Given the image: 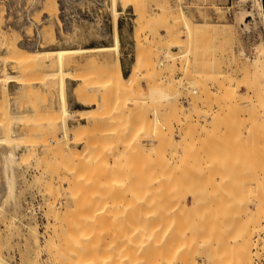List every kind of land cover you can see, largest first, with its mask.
I'll use <instances>...</instances> for the list:
<instances>
[{
	"label": "rangeland",
	"instance_id": "rangeland-1",
	"mask_svg": "<svg viewBox=\"0 0 264 264\" xmlns=\"http://www.w3.org/2000/svg\"><path fill=\"white\" fill-rule=\"evenodd\" d=\"M60 1L65 3L64 9L59 7L60 12L55 17L59 21L61 20V26L57 25L55 17L47 16V10L42 8L43 0H0V30L7 32L6 34L10 35V42H14L22 50H29L28 48L30 50L89 48L112 44L111 0H56L57 6ZM261 1L264 10V0ZM119 3L116 4L115 9L120 12L117 17L121 44L119 58L122 63L121 69L120 65H114L115 55L112 52L70 54L65 58V64L62 68L70 72L67 74L70 78L68 82L71 81L72 83V86L70 83L67 85V99L68 103L70 102V109L71 101L75 103V107L78 109L93 107L98 109L72 111L73 116L66 118L68 126L64 130L65 133L68 132L64 133L68 138L63 134V117L60 116L58 110L57 77L53 75L57 69L56 65L51 63L52 60L54 62V59H43L44 61L40 59L39 61L37 58L34 65L28 67L31 69L29 71L25 68L29 64L28 62V64L25 62V67H18L17 65H21L22 62L20 64L13 60L12 53H10L11 58L9 59V54H7L9 50L5 48V45L0 44V78L9 77L6 81H4L5 79L0 81V136L5 137V142L0 144V149L6 148L5 150H11L10 152L13 153L12 170L15 180L13 196L9 197L5 193L2 195L4 182L0 171V186L2 185L0 187V193L2 192L0 199L3 196V200H0V259L8 264H60L59 261L62 262L61 264H82L83 262L99 264L101 256L109 253L110 242L101 243L102 215L100 211L102 204L100 205L101 201L98 195L102 171L100 160L102 159L100 157L102 149L100 148L103 145V137H108V135H104L106 131L104 128L112 131L115 128V131H119L120 128L117 129L118 126L120 127L119 124L129 117L126 125L129 123L131 127L128 125L130 128L126 127L125 133L130 132L133 141L135 140L133 136H138L136 138L141 139L146 150H149L147 147L150 148L151 153V156L148 155L145 147H143L144 150L141 147L144 153L141 151L138 157L140 161L146 162H137L139 166L134 163L135 168L137 165L142 176L147 172L145 176H150L152 181L163 178L160 180L161 183L158 181L160 184L163 182L162 188L169 185L168 188L164 187L162 193L166 198L164 200H168L167 203L172 204L171 207L169 204L170 208L173 206L175 209L178 204L181 205L183 200L187 205L193 204L190 203V200L192 202L193 196L194 199L196 198L193 200L196 205L193 208L194 212L188 211V216L180 210L178 212V207L176 208L178 212H175L176 218L177 215L182 216V220L179 218L180 216L178 217L181 223L189 218L185 224L186 222L193 224L190 219L193 218L194 224L196 223L198 228L196 217L199 215L201 217L206 211L205 214L209 213L210 216H202L205 218V222L211 221V223L208 222L211 227L212 224H216L214 228L208 224H199L202 228L208 227V233L211 232L210 237L214 242L217 241V238L220 241L216 242L217 246L214 245L215 247H213L216 253L212 251L213 249L209 251V260L212 258L217 260L218 258L216 259L214 255L221 254L220 256H222L224 254L222 257L226 258V262L221 261L215 264H236L235 262L237 264H264V247L260 249V244L264 246V231H262L264 230V219L260 217V212L254 207L257 205L255 203L260 201L257 200L259 196L255 199L257 202L254 201L257 196L255 189L258 191L263 184L262 179L256 180V176L259 174L258 169L264 168V110L263 101H261L263 99H261L262 96L258 91L259 82L255 78L252 80V77L247 76L245 71H242L244 69L247 71L248 64H251L250 60L256 57L255 54L259 53V49L264 51L263 21L258 15L256 16L257 12L253 6V0H137V6L135 3V5L125 8ZM178 6L179 8H177ZM176 9H179L176 13L180 10L184 13V19L179 17L182 15L180 12L178 15L175 13ZM171 12L172 14H170ZM173 12L178 17H173ZM48 33L53 35V41L50 40L51 37L45 36ZM167 53L172 54L173 59L167 56ZM3 56L5 57L4 61ZM240 58H246L248 63L244 64ZM234 60L240 61L237 62L238 65ZM240 63L243 64L240 65ZM242 65L245 67L243 68ZM18 68L21 69L20 72L17 70ZM239 68L243 69L240 70ZM47 73L52 74L50 76ZM128 74L129 76H127ZM247 79L250 80L246 81ZM8 80H13V82L8 83ZM234 80L236 81L234 82ZM242 81L249 85H247L248 88L253 86L250 88V91L251 89L253 91H251L252 95L249 94V89H246V84ZM252 81L254 82L252 83ZM215 83L218 86L221 84L222 88L216 86ZM1 85L3 86L1 87ZM255 92L258 95L254 94ZM104 93H107L106 96ZM108 97L112 98L113 101L112 99L110 101ZM76 101L84 104V106ZM107 102L111 104H107ZM112 102L117 105V110L120 107L124 109V105L127 109H120V112L117 113L116 107L110 106ZM168 104H172V106L169 107ZM162 106L167 107L166 110L169 112L166 111L167 113H165ZM173 106L174 111L172 110ZM99 107L102 111L99 110ZM220 108L223 113L219 111L217 117L215 111L217 112ZM94 113L97 116L104 114L108 119L117 115L121 118V120L117 118L121 122L118 124L117 121L116 123L117 119L114 120L115 118L109 120L93 118L94 116L91 115ZM109 113L110 117H108ZM152 113L155 115L153 116ZM76 114L86 120L80 121L81 126ZM48 116L58 117L55 120V117L48 118ZM154 117L157 120H154L155 123L152 120L155 119ZM215 117L217 118L216 121ZM52 119L55 121L51 122ZM105 119L106 121H104ZM46 120L50 122L48 123ZM103 121L104 126L101 124ZM175 121H178L179 125L176 126ZM214 121L216 123L218 121V129H216L217 124H214ZM78 122L79 124H77ZM124 125L121 127L124 128ZM177 128H181L183 131V133L181 131V135H184L186 139L178 148V153L176 152L178 154L176 156L178 161L176 162L173 160L175 157L170 159L168 153L169 149L172 151L171 154L174 150L165 142L163 143L162 139L161 142L159 137L163 130L175 131ZM120 132H124L123 129ZM50 134L51 136H49ZM126 134L125 136L128 137L129 135ZM102 135L104 136L102 137ZM146 136H148V140ZM142 137L146 138V142ZM175 139L180 140V137L176 135ZM22 140L23 142H21ZM109 140V138H105L104 141L109 142ZM123 140L126 142L125 139ZM130 140L131 138L128 139L127 143L124 142L125 145L129 143V149L133 142ZM214 140L215 142H213ZM147 142L150 147L146 145ZM63 143L65 146L61 148ZM83 144H85V148H83ZM132 149L130 150L132 151ZM61 151L63 154L60 153ZM131 151L130 155L133 152ZM215 161L217 166H215ZM141 163L142 166H140ZM128 164L129 161L125 163V172H127ZM144 164H147L149 171H143L146 167ZM221 166L226 169L223 170ZM218 167H221L222 171ZM239 170L242 171L240 174ZM65 175L67 179L64 177ZM59 176L62 177V180ZM214 176H217L215 178L218 180L222 178L220 181L223 186L216 184L219 181ZM238 177H241L242 181ZM245 183H248L247 185L252 183L251 187H247ZM179 185L181 188L178 187ZM72 188L76 190L72 191L73 196L78 193L75 195L79 196V198L77 197L78 202L75 201L76 197L74 196V198L70 194ZM169 188L170 190L176 188L177 192L180 189V193H177L175 189L170 194ZM239 188L241 189L239 190ZM216 189L221 195L223 194V197L219 196L218 192H214ZM248 189L249 193L246 195ZM241 191L246 192L241 194ZM213 192L216 193V196ZM238 193L239 195H237ZM261 193L262 191H259V195ZM211 195L212 197H210ZM251 196L253 197L250 198ZM181 197L182 199H180ZM218 197L221 199L219 200ZM261 198L264 200V196ZM212 199L215 203L211 202ZM215 199L216 201H214ZM262 199L260 202L264 206ZM231 203L237 205L234 204V206ZM169 207L167 206V208ZM215 207L220 208L217 210ZM225 209L228 211L226 212ZM212 212L214 213L212 214ZM244 212L246 213L244 214ZM184 216H186L185 219H183ZM261 216H264L262 212ZM221 218H224L227 224L224 221L221 223ZM211 219L215 224L212 223ZM176 220L175 223L177 224ZM180 222L179 224H181ZM107 223H110V220ZM228 224L231 225H229L230 228L233 227L235 230L229 228L231 232L228 231L229 233L226 232V234L234 236L235 233L237 236L239 233H243L242 235L247 237H245V241L250 236L248 241L252 245L246 244L243 253L239 246L233 247V244L230 243L232 236H227L221 232L222 235L226 236L220 235L222 237H218L216 231L219 229L220 232L223 228V231L228 230ZM195 225L194 227H196ZM215 228L217 230L213 232ZM88 231L91 234L88 238L90 243L84 241L82 243L80 236L84 232L88 233ZM205 231L207 232V230ZM65 238H68L69 241ZM222 238H228L225 239L228 240V245L225 240L223 242L226 246L222 244ZM75 242L79 245H76L77 250L73 246ZM65 244L71 245L66 248L64 247ZM57 246L63 247L60 249L62 250L61 253H59ZM220 246L227 247L226 251L223 252L224 249L221 250ZM199 249L195 253H200ZM238 250L239 256L241 252L242 258L244 257L243 259L239 258L240 263L239 256H236ZM211 251L215 254L212 255ZM197 253L194 256H197L196 262L203 264L200 255ZM54 254L55 256H53ZM232 254H235L237 259H235L236 257L231 259L233 258ZM53 257L54 259H52ZM54 260L55 262H53Z\"/></svg>",
	"mask_w": 264,
	"mask_h": 264
},
{
	"label": "bare ground",
	"instance_id": "bare-ground-1",
	"mask_svg": "<svg viewBox=\"0 0 264 264\" xmlns=\"http://www.w3.org/2000/svg\"><path fill=\"white\" fill-rule=\"evenodd\" d=\"M58 2V1H57ZM57 2H56V0H43V2H42V8H44L45 10H47V16H50V18H51V16L52 17H55V16H57V14L60 12V9H59V3H58V6H57ZM121 3V5H122V7H127V6H133V5H135V3H136V6H137V0H111V6H112V9H111V11H112V17H111V21H110V23H111V39H112V44L110 45V46H97V47H89V48H51V49H41V50H30V48H28L29 50H22V49H20L14 42H10V40H9V37H10V35L8 34H6L5 32H3V31H1L0 30V44H2V45H5L6 47L5 48H7L9 51V53H7V54H9L8 56H6V54H4V56H6V57H8L9 59L11 58V55H10V53H12V59L13 60H15L17 63L19 62H22V64H23V66H22V64L21 65H17L18 67H25V65L24 64H26L27 62L29 63H27L28 65H26L27 67H25V68H27V69H29L28 67H31V65H34V61L38 58L39 59V61H40V59H50V58H53L54 59V62H53V60H52V62L51 63H54L56 66V71L54 72V76H56L57 78H56V80H57V94H58V102H59V105H58V110H59V113H60V116L62 115V117H63V123H62V128H63V131L67 128V123H66V118H69V117H72L73 115H72V110L70 109V107H69V104H68V101H67V81L70 79L69 78V76H67V74H68V72L69 71H65V70H63V65L65 64L64 62H65V58H66V56L67 55H70V54H79V53H92V52H112L114 55H115V58H114V65H119L118 63H119V49H120V42H119V35H118V15H119V11H117L116 9H115V6H116V4L117 3ZM119 3V4H120ZM253 6L256 8V12H257V14H256V16L258 15L259 16V18H260V20H262L263 21V26H262V28H263V30H264V10H263V6H262V1L261 0H253ZM175 7V6H174ZM135 8V7H134ZM177 8H179V6L177 7ZM58 9H59V11H58ZM136 9V8H135ZM168 9V8H167ZM172 9V8H171ZM170 10V9H169ZM177 10H179V9H176L175 10V13H176V11ZM174 11V10H173ZM182 14L181 16L179 15V17H183L182 19H184V13L180 10V11H178L176 14L178 15V14H180V13ZM167 13V12H166ZM174 13V12H173ZM175 13L173 14V17H178L177 15H175ZM170 14H172V12L170 13ZM175 15V16H174ZM172 16V15H171ZM137 17V16H136ZM54 19H56L55 21H56V23H57V25H62V22H60L59 21V19L58 18H54ZM258 19V18H257ZM259 20V19H258ZM75 31V30H74ZM74 33V32H73ZM76 33V32H75ZM84 34V33H83ZM45 36H47V38L48 37H51L50 38V40H52L53 39V35L52 34H50V33H48L47 35H45ZM75 36V35H74ZM12 39V38H11ZM49 40V39H48ZM54 40V39H53ZM52 40V41H53ZM13 41H15V40H13ZM2 42V43H1ZM260 47V46H259ZM261 48V47H260ZM126 49V48H125ZM255 50H258V49H256L255 48ZM185 52V51H184ZM259 53L256 55L255 54V58H253L252 60H250V63L251 64H248V66H249V68L247 69V71H246V69H244V70H242V71H245V74L247 75V76H250V77H252V80H257L258 82H259V87H258V91H259V93L261 94V96H262V98L261 99H263V100H261V101H263V105H262V107H263V110H264V51L262 50V49H259V51H258ZM183 54V53H182ZM167 56H170V57H172V59H173V56H171L169 53H167L166 54ZM3 56V61L5 60V57ZM243 56V55H242ZM2 57V56H1ZM69 57V56H68ZM170 57H168V58H170ZM239 57V56H238ZM15 58V59H14ZM118 58V59H117ZM41 60V61H42ZM51 60V59H50ZM232 60V59H231ZM240 60H242L243 62H244V64H247L248 63V61L246 60V58H240ZM39 61H38V64H39ZM44 61V60H43ZM236 63L239 61V60H234ZM241 61V62H242ZM247 61V62H246ZM24 62V63H23ZM26 62V63H25ZM33 62V63H32ZM171 62V61H170ZM240 62V61H239ZM246 62V63H245ZM31 63V64H30ZM73 63V62H72ZM95 63V62H94ZM233 63V62H232ZM236 63H234L235 65H236ZM67 64V63H66ZM241 64H243V63H240V65ZM172 65H173V63H172ZM234 65V66H235ZM237 65H238V63H237ZM236 65V66H237ZM67 66V65H66ZM243 66V68L245 67L244 65H242ZM241 66V67H242ZM36 67V66H35ZM38 67H40V66H38ZM50 67V66H49ZM117 67V66H116ZM243 68H239L240 70L241 69H243ZM6 69V68H5ZM23 69V68H22ZM26 69V70H27ZM17 70H19V72L21 71V69H17ZM31 69H29V71H30ZM38 70V69H37ZM54 70V69H53ZM239 70V71H240ZM3 71V70H2ZM23 71V70H22ZM34 71V70H33ZM32 71V72H33ZM131 72V71H130ZM36 74L38 73V72H35ZM70 73V72H69ZM240 73V72H239ZM48 74V73H47ZM52 74V73H51ZM51 74H48V75H50L51 76ZM130 74V73H129ZM129 74L127 75V76H129ZM245 74L243 75V77H242V80L244 79V76H245ZM253 75V76H252ZM40 76V75H39ZM38 76V77H39ZM45 76V74L43 75V77ZM72 76V75H71ZM255 76V77H254ZM12 77V76H11ZM16 77V76H15ZM53 77V76H52ZM126 77V76H125ZM249 77V78H250ZM9 77H4V79H1L0 78V81L1 80H4V81H6V79H8ZM127 78V77H126ZM255 78V79H254ZM38 79V78H37ZM36 79V80H37ZM245 79H246V77H245ZM16 80V79H15ZM55 80V79H54ZM248 80H250V79H247L246 81H248ZM9 81H11V80H8V82ZM13 81V80H12ZM236 80H234V82H235ZM237 82H238V80H237ZM254 81H252V83H253ZM257 82V83H258ZM4 83V82H3ZM217 83H218V81H217ZM242 83H244V84H246V82L244 81H242ZM251 83V82H250ZM215 85L216 86H218L216 83H215ZM247 85L248 84H246V89H249V91H250V88H252L253 86H251L250 88H248L247 87ZM3 85H1V87H2ZM249 86V85H248ZM255 86V85H254ZM130 87V86H129ZM218 87H220V88H222L221 87V84L218 86ZM19 88V87H18ZM51 88V87H50ZM131 88V87H130ZM219 88V89H220ZM100 89V88H99ZM103 89H105V88H103ZM129 89V88H128ZM256 89V88H255ZM254 89V90H255ZM107 90H109V89H107ZM106 90V91H107ZM112 90V89H111ZM218 90V89H217ZM216 90V91H217ZM54 91V90H53ZM110 91V90H109ZM109 91H107V92H109ZM114 91V90H113ZM220 91V90H219ZM248 91V90H247ZM251 91H252V89H251ZM251 91H250V93L249 94H251ZM255 91H257V89L255 90ZM104 92H105V90H104ZM253 92V91H252ZM110 93H112V92H110ZM115 94H116V91L114 92ZM114 93H112V94H114ZM232 93H233V91H232ZM105 94H107V93H104V95ZM236 94V93H235ZM254 94H256V92L254 93ZM101 95V94H100ZM103 95V96H104ZM220 95V94H219ZM252 95V94H251ZM256 95H258V94H256ZM41 97H42V95H40ZM106 96V95H105ZM104 96V97H105ZM111 96V95H110ZM115 96V95H114ZM114 96H112V97H114ZM125 96V95H124ZM102 97V96H101ZM116 97V96H115ZM132 97V96H131ZM130 97V98H131ZM254 97V96H253ZM109 98V97H108ZM124 98H127V97H124ZM133 98V97H132ZM216 98H217V96H216ZM219 98V97H218ZM255 98H256V96H255ZM103 99H105V98H103ZM110 99V98H109ZM109 99H107L108 101H109ZM112 99V98H111ZM111 99H110V101H111ZM106 100V101H107ZM112 101H113V99H112ZM169 101V100H168ZM89 102H91V101H89ZM114 103H115V100H114ZM124 103V102H123ZM168 103V102H167ZM166 103V104H167ZM262 103V102H261ZM107 104H111V103H108L107 102ZM217 104V103H216ZM84 105V104H83ZM114 104H113V102H112V105H110L111 107L113 106ZM169 105V107H171L172 106V104H168ZM171 105V106H170ZM218 106V105H217ZM220 106V105H219ZM19 107V106H18ZM113 107H116V110H117V105H114ZM112 107V108H113ZM124 107V109H121L122 107H120V109L121 110H126L127 109V107H125V105L123 106ZM159 107H161V106H159ZM179 108H180V106H179ZM219 108V107H218ZM225 108V107H224ZM98 110L97 109V107L96 108H87V109H85V111H90V110ZM107 109V108H106ZM120 109H118L117 110V113H119L120 112ZM167 109V107H165V106H162V110L163 111H165V113H167V112H169L168 110H166ZM174 106H173V111H174ZM216 109V108H215ZM227 109V108H226ZM99 110H100V107H99ZM181 110H182V108H181ZM228 110V109H227ZM100 111H102V110H100ZM104 111V110H103ZM167 111V112H166ZM176 111V110H175ZM219 111H221L222 112V110H221V108L220 109H218L217 110V112L215 111V113H216V116H217V113L219 112ZM47 112V111H46ZM114 112H115V110H114ZM151 112H153V111H151ZM226 112V111H225ZM48 113V112H47ZM51 113V112H50ZM101 113V112H100ZM110 113H112V112H110ZM110 113H109V116L108 117H110ZM116 113V112H115ZM122 113H124V112H122ZM122 113H120V116H122ZM128 113V112H127ZM215 113H214V115H215ZM223 113V112H222ZM48 115H49V113H48ZM53 115H55V113H53ZM52 115V116H53ZM75 115V114H74ZM113 115H114V113H113ZM152 115H153V113H152ZM154 115H155V113H154ZM153 115V116H154ZM175 115H176V113H175ZM52 116H48V118L49 117H52ZM76 116L78 117V115L76 114ZM93 118H95V117H97V119H99V118H101V119H103V118H106L105 117V115L104 114H100V115H98L97 116V114H92L91 115ZM112 116V115H111ZM130 116V115H129ZM55 117V118H54ZM54 117H52V118H54L55 120H56V117H58V116H54ZM75 117V116H74ZM91 117V118H92ZM113 117V116H112ZM112 117H110L109 119H114V120H116L117 118H119V117H117V115H115L114 116V118H112ZM168 117V116H167ZM218 117V116H217ZM47 118V119H48ZM127 118H129V117H127ZM126 118V120H124L123 122L125 123V125L123 124V122H121L120 120H121V118H119L120 120H116V123H117V121H118V124H119V122H121L119 125H120V127L118 126L117 127V129H119V131L117 130V131H115V128H114V130L113 131H115V132H113L112 130H109V129H105L104 128V131L107 133H105L104 132V135H108V137H103L104 135H102V137H103V139L105 140V138H109L110 140H109V142L108 141H104L103 140V145H101L102 147L100 148V149H102L101 150V152H100V154H101V158L102 159H100L101 160V167H102V171H101V178H100V180H101V182H100V186H99V188H100V191H99V198H100V205L102 204V206H101V215H102V233H101V243H104V244H107L108 242H110L109 243V247H110V251H109V253H105L104 255H102L101 256V260H100V262H99V264H198L197 262H196V260H198V259H196L195 260V258H197V256L196 257H194L195 255H196V253H195V251H197V249L198 248H200L199 249V252L200 253H197V254H199L198 256L199 257H201L200 258V260H202V263L203 264H215V263H219V262H223V261H225L226 260V258L224 257H222V256H220L221 254H218L219 255V257H217V256H215L214 254L216 253V251H215V249L213 248V247H215L214 245H216L217 243L216 242H220L219 241V238H217V241L215 240V242L213 241V239L210 237V231H209V233H208V227L207 226H205V227H200L199 226V224H208V222L209 221H207V220H209L208 218H206L207 220V223L205 222V218H203V217H208V216H210V214L208 213V214H205V212L202 214V218L200 217V215L198 216V217H196V215H197V213H195L196 215H195V217H196V221H198V223H197V225H198V228H197V226L194 224V220H193V218H190L192 221H193V224L196 226V227H194V225L192 224V222H189V223H191V224H189L188 222H186V224H185V221H187L189 218H186V220H183L182 222L184 223V225H182L183 223H181L180 222V220H179V218L181 219V217L182 216H178L177 215V218H176V213H178L179 212V210L180 211H182V213L184 212V214H186V216H188V214H189V212L188 211H190V210H192V212H194L193 211V208H195L196 207V205L194 204V201L193 200H196V198L194 199V196H193V199H192V202H191V200H190V203H193V204H190V205H187V203L186 202H184L185 200H181L182 202H181V205L180 204H178V208L175 206V205H177V204H175L174 206L178 209H173V206H172V208H170L171 207V203H167V202H169L168 200H164V195H163V193H162V190H164V187L166 186H163V188H162V185H163V182H162V184H160L161 183V181L160 180H162L163 178H161L160 176H159V178H161V179H154L153 181L149 178V177H146L145 175H147V172H145L146 174H144V176H142V173H140V170H139V168L137 167V162H142V161H140L139 160V154L141 153V151H142V153H144V148L143 147H145V145L144 144H142L143 143V141L140 139V140H138V138H136V137H138V136H133V137H135L134 139V141L132 140V134H130V132H126V133H129V134H126L125 133V130H127V128L126 127H128V125L130 126L131 124H129L128 123V125H126L127 124V122H128V119ZM153 118V117H152ZM155 119H152L153 120V122H154V120L155 121H157L156 120V117H154ZM216 118V117H215ZM264 118V117H263ZM51 119V118H50ZM84 119V117L83 118H81V117H78V120H79V122L80 121H82ZM87 119V118H86ZM107 120H109L108 118H106ZM106 119L104 120V121H106ZM49 120V119H48ZM55 120H51V122L52 121H55ZM57 120H58V118H57ZM91 119L89 118V121H90ZM113 120V121H114ZM164 120H166V119H164ZM217 120V118L215 119V121ZM84 121H86L85 119H84ZM97 121H99V120H97ZM104 121H103V123H101L102 124V126H104L103 124H104ZM129 121H132V120H129ZM151 121V120H150ZM214 121V124L216 123ZM46 122H48L47 120H46ZM50 122V121H49ZM48 122V123H49ZM79 122L77 123V124H79ZM152 122V121H151ZM152 122V123H153ZM106 123V122H105ZM109 123V122H108ZM113 122L111 121V124H112ZM131 123V122H130ZM155 123V122H154ZM55 123L53 122V125H54ZM81 122H80V126H81ZM217 128L216 129H218V121H217ZM52 125V126H53ZM100 125V124H99ZM117 125V124H116ZM121 125L123 126L124 125V128H122L121 127ZM133 125V124H132ZM175 125L177 126V125H179V122L178 121H175ZM79 126V127H80ZM105 126H107V125H105ZM216 126V125H215ZM109 128H110V126H108ZM115 127V126H114ZM131 127V126H130ZM130 127H128V129L130 128ZM1 128V127H0ZM103 128V127H102ZM123 129V131L124 132H120V131H122V129ZM30 129V128H29ZM111 129V128H110ZM215 129V130H216ZM11 131H12V129H10ZM5 131V130H4ZM3 131V132H4ZM53 131V130H52ZM55 131V130H54ZM109 131V132H108ZM128 131H131V130H128ZM164 131V132H163ZM162 131V134L160 135V137H159V139H160V141H161V139L163 140V143L165 142V144L166 145H168L171 149H173L174 150V152H173V154H171L172 153V151L169 149V155H167V156H169L170 157V159H172L171 157H175L173 160H175L176 162L178 161V158L176 159V156L178 155L177 153H178V148L180 147V145L181 144H183V142H185V136L184 135H181V128H177V130H175V131H172L171 129L169 130V129H166V130H163ZM219 131V130H218ZM65 133V131L63 132V134ZM66 133H68V132H66ZM65 133V134H66ZM116 133H118V134H116ZM122 134V136H121V134ZM126 135H129L128 137H126L125 136V134ZM182 133H183V131H182ZM1 134V133H0ZM2 134H5V133H2ZM64 134V135H65ZM71 134V133H70ZM120 134V135H119ZM221 134V133H220ZM64 135H62V137L64 136ZM178 136V137H180V140H177V139H175V136ZM49 136H51V134L49 135ZM125 136V137H124ZM131 136V137H130ZM143 136H145V135H143ZM218 136H220L219 134H218ZM56 137V136H55ZM61 137V138H62ZM65 137H66V135H65ZM73 137H75V136H73ZM121 137V138H120ZM148 136H146V138H147ZM214 137V136H213ZM52 138V137H51ZM64 138V137H63ZM66 138H68V136L66 137ZM77 138V137H76ZM80 138V137H79ZM130 139L131 138V140L133 141L132 142V144H134V145H130L131 147H130V149H132V148H134V149H132V151L129 149V143L128 144H126L125 145V143H127V141H128V139ZM142 138H144V137H142ZM146 138H144L143 140H145V142H146ZM152 138V137H151ZM123 139H125L126 140V142L123 140ZM150 139V138H149ZM49 140H51V139H49ZM64 140V139H63ZM75 140V139H74ZM74 140H73V142H74ZM131 140H130V142H131ZM147 140H148V138H147ZM216 140V139H215ZM215 140L213 141V142H215ZM234 140H236V139H234ZM10 141V140H9ZM83 141V140H82ZM151 141V140H150ZM219 141V140H218ZM4 143L5 142V137H1L0 136V144L1 143ZM21 142H23V140L21 141ZM71 142V141H70ZM125 142V143H124ZM141 142V143H140ZM162 142V141H161ZM232 142H234L233 140H232ZM2 143V144H3ZM18 143H20V142H18ZM67 143V142H66ZM76 143H79V142H76ZM83 143H85V142H83ZM139 143V144H138ZM5 144H8V143H5ZM4 144V145H5ZM56 144V143H55ZM58 144V143H57ZM64 144V143H63ZM146 144V143H145ZM235 144H236V141H235ZM59 145V144H58ZM141 145H143V146H141ZM146 145H148V142H147V144ZM218 146L220 145V144H217ZM6 146V145H5ZM65 146V144L61 147V145H60V147L61 148H63ZM85 146V144H83V148H85L84 147ZM128 146V147H127ZM149 147H150V145H148ZM236 146V145H235ZM235 146H233V147H235ZM1 147H4V146H1ZM10 147V146H9ZM54 147V146H53ZM52 147V148H53ZM59 147V146H58ZM143 148V150H142V148ZM232 147V148H233ZM55 148V147H54ZM67 148V147H66ZM66 148H65V150H66ZM6 148H4V150L1 148L0 149V171L2 172V179H3V182H4V184H3V188H4V191H3V194L2 195H4V193L6 194V195H8L9 197H12L13 196V194H14V174H13V170H12V163H13V160H14V156H13V153L12 152H10L9 150L7 151V150H5ZM10 149V148H9ZM74 149V148H73ZM135 149H136V151H135ZM140 149V150H139ZM147 149H149V150H146V147H145V150L146 151H148V152H146L148 155H150L151 153H150V148H148L147 147ZM216 149V148H215ZM219 149V148H218ZM127 150V151H126ZM128 150H130L131 152H132V155H130L131 153H130V151H128ZM67 151V150H66ZM73 151V150H72ZM139 151V152H138ZM53 152V151H52ZM65 152V151H64ZM128 152V153H127ZM171 152V153H170ZM177 152V153H176ZM54 153V152H53ZM57 153H59V151H57ZM61 154H63V152L61 151L60 152ZM79 153H80V151H79ZM134 153V154H133ZM137 153V154H136ZM176 153V154H175ZM60 154V155H61ZM65 154V153H64ZM67 154V153H66ZM128 154V155H127ZM154 154V153H153ZM55 155V154H54ZM130 155V156H129ZM135 155V156H134ZM146 155V154H145ZM218 155H219V153H218ZM64 156V155H63ZM62 156V157H63ZM116 156V157H115ZM129 156V157H128ZM151 156V155H150ZM235 156V155H234ZM44 157V156H43ZM59 157V156H58ZM57 157V158H58ZM142 157H143V155H142ZM53 158H55V157H53ZM61 158V157H60ZM146 158H147V155H146ZM168 158V157H167ZM166 158V159H167ZM97 159H99V158H97ZM140 159H142V158H140ZM149 159V158H148ZM165 159V160H166ZM39 160V159H38ZM43 160V159H42ZM42 160H41V162H42ZM60 160V159H59ZM86 160L87 161H89L90 162V160H88V158H86ZM147 160V159H146ZM159 160V159H158ZM239 160V159H238ZM129 161V164H128V167H127V172H125V163H127ZM148 161V160H147ZM217 161V160H216ZM216 161H215V166H217L216 165ZM63 162V161H62ZM66 162V161H65ZM64 162V163H65ZM86 162V161H85ZM144 163L146 162V161H143ZM142 162V163H143ZM243 162V161H242ZM45 163V162H44ZM59 163V162H58ZM63 163V164H64ZM67 163H68V161H67ZM86 163H88V162H86ZM134 163H136L137 165H136V168H135V164ZM142 163L140 164V166H142ZM147 163H150V162H147ZM239 163V162H238ZM66 164V163H65ZM151 164V163H150ZM169 164V163H168ZM240 164V163H239ZM47 165V164H46ZM146 165V167L144 168V170L143 171H149L147 168H148V166H147V164H144V166ZM149 165V164H148ZM155 165V164H154ZM57 166H60V165H58L57 164ZM56 166V167H57ZM65 166V165H64ZM139 166V165H138ZM143 166V167H144ZM153 166V165H152ZM214 166V167H215ZM218 166H219V164H218ZM236 166V165H235ZM143 167H142V169H143ZM160 167V166H159ZM222 167V166H221ZM221 167L219 168L220 170H221ZM241 167H243V166H241ZM61 168V167H60ZM150 168V167H149ZM161 168V167H160ZM216 168V167H215ZM236 168V167H235ZM244 168V167H243ZM2 169V170H1ZM147 169V170H146ZM222 169L223 170H225L226 168H223L222 167ZM158 170V169H157ZM217 170V172H218V169H216ZM238 170V169H237ZM66 171V170H65ZM150 171H151V168H150ZM222 171V170H221ZM258 171H259V174H258V176H256L257 177V181L259 180V179H262L263 180V184H262V186H261V184H260V182H259V185L263 188H261V187H259V190L257 191L256 189H255V191L257 192H255V194H257V196L254 198V201H255V199L259 196V198L257 199V200H260L261 201V197H263L264 196V168L263 169H261V168H259L258 169ZM62 172H64V171H62ZM67 172V171H66ZM125 172V173H124ZM242 171H240L239 170V174L241 173ZM216 173V172H215ZM214 173V174H215ZM218 173H220V172H218ZM248 173H250V172H248ZM253 173H255V172H253ZM150 174V173H149ZM148 174V175H149ZM242 174H244V173H242ZM241 174V175H242ZM247 174V173H246ZM62 175V174H61ZM64 175V174H63ZM62 175V176H63ZM217 175V174H216ZM219 176V175H218ZM222 176V175H221ZM220 176V177H221ZM247 176H248V174H247ZM60 177V176H59ZM66 179H67V177H66V175L64 176ZM63 177V179L64 180H66L65 178ZM215 177H217V176H214V178ZM224 177V176H223ZM243 177V176H242ZM250 177H252V176H250ZM70 178V177H69ZM155 178V177H154ZM169 178V177H168ZM238 178H240L241 179V177H238ZM58 179V178H57ZM75 179V178H74ZM172 179V178H171ZM170 179V180H171ZM178 179V178H177ZM215 179H217L218 180V178H215ZM215 179H213L214 181H215ZM220 179H222V178H219V182H217L216 184H218V186L219 185H222L221 184V181H220ZM1 180V179H0ZM59 180V179H58ZM60 180H62V177H60ZM72 180V179H71ZM71 180H68V181H71ZM160 181V183H159V181ZM241 181H242V179H241ZM59 182V181H58ZM73 182V181H72ZM72 182H69V183H71L72 184ZM75 182H76V180H75ZM211 182H212V177H211ZM225 182V181H224ZM48 183V182H47ZM165 183V182H164ZM214 182H212V184H213ZM226 183V182H225ZM250 183V182H249ZM254 183V182H253ZM172 184V183H171ZM175 184V183H174ZM211 184V185H212ZM246 185L248 184V183H245ZM252 184V183H251ZM250 184V185H251ZM67 185H68V183H67ZM73 185H74V183H73ZM215 185V184H214ZM243 186H244V184H242ZM250 185H247V187H249ZM254 185H255V183H254ZM169 186V185H168ZM168 186H166V188H168ZM171 186H173V185H171ZM223 186V185H222ZM0 187H2V185L0 186ZM70 187H73V186H70ZM174 187H176V186H174ZM178 187H180V185L178 186ZM214 187H216V186H214ZM213 187V188H214ZM227 187H228V185H227ZM240 187H242V186H240ZM251 187V186H250ZM255 188H256V186H254ZM67 188H69V187H67ZM162 188V189H161ZM170 188H172L173 189V187H170ZM170 188H169V190H170ZM181 188V187H180ZM221 188V187H220ZM226 188V187H225ZM230 188V187H229ZM238 188V187H237ZM243 188H245V187H243ZM170 190L169 191V193L171 194V191L172 192H174V190L176 189H174V190ZM228 189V188H227ZM236 189V188H235ZM241 188H239V190H240ZM258 189V188H257ZM262 189V190H261ZM1 190V189H0ZM73 190H75V188L73 189L72 188V190L70 191V194L72 195V191ZM80 190V189H79ZM168 190V189H167ZM190 190V189H189ZM218 189H216V190H214V192H218L217 191ZM221 190V189H220ZM222 190H224V188H222ZM251 190V189H250ZM76 191V190H75ZM78 191V190H77ZM195 191V190H194ZM253 191V190H252ZM259 191H262V193H261V195H259ZM176 192H177V189H176ZM178 192L180 193V189L178 190ZM177 192V193H178ZM213 192V194L215 195L216 193H214ZM221 192V191H220ZM244 192H246V191H244ZM244 192H242L241 191V194L242 193H244ZM2 193V192H1ZM0 193V194H1ZM183 193V192H182ZM219 193V192H218ZM226 193H227V191H226ZM248 193H249V189H248V191L246 192V195H248ZM251 193V192H250ZM78 194V193H77ZM77 194H74V196L75 195H77ZM188 194H189V192H188ZM191 194V193H190ZM193 194V193H192ZM208 194H209V192H208ZM220 194V193H219ZM218 194V195H219ZM252 194V193H251ZM166 195H167V193H166ZM172 195H176V194H172ZM197 195V194H196ZM204 195V194H203ZM206 195V194H205ZM223 195V194H222ZM221 194L219 195V196H222ZM236 195V194H235ZM237 195H239V193L237 194ZM73 195H72V197H74ZM191 196V195H190ZM208 196V195H207ZM216 196V195H215ZM214 196V197H215ZM2 197L3 196H1V199L0 200H3L2 199ZM76 197V199H75V201H77V197L79 198V196H75ZM74 197V198H75ZM168 197V196H167ZM210 197H212V195L210 196ZM223 197V196H222ZM244 197V196H243ZM253 196H251L250 198H252ZM219 198V197H218ZM218 198H217V202H218ZM226 198V197H225ZM166 199V198H165ZM177 199V198H176ZM180 199H182V197L180 198ZM191 199V198H190ZM221 198H219V200H220ZM228 199V198H227ZM178 200V199H177ZM176 200V201H177ZM210 200V199H209ZM257 200L255 201V202H257ZM263 200V199H262ZM173 201V200H172ZM175 201V200H174ZM214 201H216V199L214 200ZM232 201V200H231ZM235 201H236V199H235ZM246 201V200H245ZM260 201H258V203H255V204H257L256 206H254V207H256V210L257 211H259L260 213V217H262L263 219H264V216H261V212H262V214L264 215V206L263 205H261V202ZM264 201V200H263ZM72 202H74V201H72ZM78 202V201H77ZM208 202V201H207ZM211 202H213V199H212V201ZM222 202V201H221ZM223 202H225L224 200H223ZM223 202H222V204H223ZM110 203V204H109ZM168 204V205H166V204ZM180 203V202H179ZM203 203V202H202ZM213 203H215V202H213ZM212 203V204H213ZM228 203V202H227ZM251 202H250V200H249V204H250ZM169 204H170V207H169ZM207 204V203H206ZM219 204V203H218ZM231 204H235V205H237L236 203H231ZM230 204V205H231ZM194 207H193V206ZM209 205V204H208ZM221 205V204H220ZM226 205V204H225ZM227 205H229V204H227ZM229 205V206H230ZM234 205V206H235ZM167 206L169 207V208H167ZM179 206H182V208H179ZM197 206H198V204H197ZM209 207H211V206H209ZM208 207V208H209ZM54 208V207H53ZM217 210H218V208H220V207H215ZM232 208V207H231ZM240 208H242L241 206H240ZM211 209H213V208H211ZM215 209V210H216ZM178 212H177V211ZM195 210V209H194ZM222 210V209H221ZM197 211V210H196ZM209 211H210V208H209ZM213 211H214V209H213ZM225 211L227 212L228 211V209L226 210L225 209ZM231 211V210H230ZM176 212V213H175ZM187 212V213H186ZM191 211H190V213H192ZM199 212V211H198ZM225 212V214H227ZM255 212V211H254ZM0 213H1V203H0ZM174 213H175V215H174ZM181 213V212H180ZM179 213V214H180ZM200 213V212H199ZM207 213V212H206ZM214 212H212V214H213ZM219 213V212H218ZM222 213V212H221ZM242 213V212H241ZM246 212H244V214H245ZM201 214V213H200ZM205 214V215H204ZM216 214V213H215ZM243 214V215H244ZM257 214V213H256ZM183 215V214H182ZM221 215V214H220ZM258 215V214H257ZM186 216H184V218L183 219H185V217ZM192 216H193V214H192ZM213 216V215H212ZM221 216H223V215H221ZM226 216V215H225ZM179 217V218H178ZM194 217V216H193ZM220 217V216H219ZM228 218H229V216H227ZM231 217V216H230ZM236 217V216H235ZM257 217V216H256ZM177 220H176V219ZM199 220H198V219ZM200 218H201V220H200ZM225 219H226V217H224ZM224 218H221L220 220H222L221 221V223L225 220ZM239 218V217H238ZM238 218H237V220H238ZM258 218V217H257ZM257 218H255V219H257ZM176 220V222H178L177 224L175 223V220ZM233 219V217L231 218V220ZM108 220H110V223H107V221ZM182 220V219H181ZM212 220V219H211ZM214 220H215V218H214ZM216 220H218L217 219V217H216ZM219 220V221H220ZM258 220H259V218H258ZM195 221V222H196ZM199 221H201V222H199ZM213 221V220H212ZM218 221V222H219ZM227 221L229 222V220L227 219ZM179 222L181 223V224H179ZM205 222V223H204ZM216 222V221H215ZM226 221H224V223H225ZM209 223H211V221L209 222ZM212 223H214V221L212 222ZM217 223V222H216ZM220 223V224H221ZM232 223H233V221H232ZM215 224V223H214ZM226 224H227V222H226ZM225 224V225H226ZM231 224V223H230ZM230 224H228L227 226V228H228V230L226 229L225 231H223V229L222 230H220V232H219V229L217 230L216 228L215 229H213V232H214V230L216 231V232H218V237H224V236H232V237H230L229 239L231 240L230 241V243L231 244H233V247H236V246H239V248L242 250V253H243V249H244V247L245 246H247L246 244H248V245H250L251 244V242L250 241H248V240H250L249 238H250V236L248 237V240H246L245 241V237L246 236H244V235H242V234H240L239 233V235H235V233H234V236L231 234H226V232H231L230 231V229H233V227H229V225ZM234 224V223H233ZM263 224H264V221H263ZM181 225V226H180ZM187 225V226H186ZM217 225H219V224H217ZM222 225V224H221ZM260 225V224H259ZM181 228H180V227ZM182 226H184V227H182ZM208 226H210V224H208ZM214 226H216V224L215 225H213L212 224V227L211 228H214ZM231 226V225H230ZM263 226V225H262ZM235 227V226H234ZM59 228V227H58ZM201 228H202V230H201ZM204 228H205V230H207V232L204 230ZM220 228V227H219ZM230 228V229H229ZM259 228H261V227H259ZM35 229V228H34ZM34 229H32V230H34ZM257 229V228H256ZM31 230V231H32ZM233 230H235V229H233ZM261 230V229H260ZM262 231H264V230H262ZM54 232V231H53ZM90 231H88V233L87 232H84V233H82V235L80 236V239H82V243H83V241L84 242H87V243H90V240L88 239V238H90V233H89ZM221 232H223V233H225L226 235H222L221 234ZM228 232V233H229ZM235 232V231H234ZM66 233V232H65ZM233 233V232H232ZM259 233H260V231H259ZM34 234H36V233H34ZM54 234V233H53ZM109 234V235H108ZM245 234V233H244ZM220 235H222V236H220ZM246 235V234H245ZM263 236V235H262ZM65 237H66V235H65ZM68 237V236H67ZM110 237V238H109ZM247 238V237H246ZM43 239V238H42ZM56 239V238H55ZM65 239H67L68 241H69V239L68 238H65ZM108 239H110V241H108ZM223 240H222V242L225 240V239H228V238H222ZM52 240V239H51ZM257 240V239H256ZM255 240V241H256ZM226 241V240H225ZM228 241V240H227ZM227 241H226V244H227ZM56 242V241H55ZM62 242V241H61ZM65 242H67L66 240H65ZM69 243V242H68ZM67 243V244H68ZM229 243V244H230ZM262 243V242H261ZM222 244H224V242L222 243ZM55 245H58V244H55ZM70 245L71 244H69V246H67L66 244L64 245V247H70ZM76 244V242H75V244H73V246H75L74 247V249H78L77 248V246H79V245H77ZM228 245V244H227ZM235 245V246H234ZM252 245V244H251ZM217 246V245H216ZM224 246H226L225 244H224ZM56 247V246H55ZM57 247H59V246H57ZM262 247H264V246H262L261 244H260V249L262 248ZM61 248H63V247H61ZM60 247H59V253H61L60 251H62V250H60L61 249ZM84 249H86L85 247H83ZM222 248V249H221ZM226 248L227 247H221L220 246V249L221 250H223L224 249V251L223 252H225L226 251ZM50 249V248H49ZM196 249V250H195ZM211 249H213L212 251H214L215 253L213 254V252H212V255H214V257H216V259L218 260V262H217V260H215L214 258H212V259H214V260H212V259H210L211 260V263H210V260H209V256H208V254L210 253L209 251L211 250ZM218 248H216V250H217ZM253 249H254V247H253ZM51 250H53V249H51ZM50 250V251H51ZM57 250V251H58ZM64 250V249H63ZM66 250V249H65ZM71 250V249H70ZM219 250V249H218ZM236 250V249H235ZM234 250V251H235ZM55 251V250H54ZM64 252V251H63ZM194 252V253H193ZM203 252V253H202ZM220 252V251H219ZM236 252H238V255H236L237 257L239 256V250L238 251H236ZM235 252V253H236ZM254 252V251H253ZM38 253V252H37ZM51 253V252H50ZM35 254V253H34ZM56 254V253H55ZM55 254L53 255V256H55ZM67 254V253H66ZM237 254V253H236ZM70 254L68 253V256H69ZM233 255V258H231V259H234L236 256H234L235 254H232ZM245 255V254H244ZM256 255V254H255ZM250 256V255H249ZM248 256V257H249ZM57 257V256H56ZM227 257V256H226ZM237 257L235 258V259H237ZM241 257V258H240ZM264 257V256H263ZM224 259V260H222V259ZM239 258L240 259H243L242 258V255H241V252H240V256L238 257V260H239ZM52 259H54V257L52 258ZM221 259V260H220ZM228 259V258H227ZM249 259V258H248ZM56 260V259H55ZM55 260L53 261V262H55ZM60 260V259H59ZM247 260V259H246ZM231 261V260H230ZM234 261V260H233ZM237 261V260H236ZM60 262V264L62 263L61 261H59ZM226 262V261H225ZM224 262V263H225ZM236 264H237V262H235ZM239 263H240V260H239ZM241 263H243L242 262V260H241ZM0 264H8L7 262H5V261H3V260H1L0 259ZM51 264V263H50ZM57 264V263H56ZM82 264H90V263H88V262H83ZM221 264V263H220ZM226 264V263H225ZM252 264V263H251Z\"/></svg>",
	"mask_w": 264,
	"mask_h": 264
},
{
	"label": "crops",
	"instance_id": "crops-1",
	"mask_svg": "<svg viewBox=\"0 0 264 264\" xmlns=\"http://www.w3.org/2000/svg\"><path fill=\"white\" fill-rule=\"evenodd\" d=\"M119 35V34H118ZM119 42H120V39H119ZM120 48H121V44H120ZM119 58H120V49H119ZM121 62H120V59H119V65H120V69H121ZM121 72H122V70H121ZM123 74V73H122ZM11 82H13L12 80L11 81H9L8 83H11ZM68 83H70V85L72 86V83H71V81L70 82H68L67 81V85H69ZM8 85V84H7ZM67 101H68V99H67ZM77 102V101H76ZM70 103V102H69ZM68 103V104H69ZM78 103V102H77ZM78 104H80L81 106H84L83 104H81V103H78ZM71 109H72V111H82V110H85V109H87V108H85V109H78V108H76L75 107V103H73L72 101H71Z\"/></svg>",
	"mask_w": 264,
	"mask_h": 264
},
{
	"label": "built area",
	"instance_id": "built-area-1",
	"mask_svg": "<svg viewBox=\"0 0 264 264\" xmlns=\"http://www.w3.org/2000/svg\"><path fill=\"white\" fill-rule=\"evenodd\" d=\"M59 5H60L59 7H60L61 9H64V5H65L64 2L60 1V4H59Z\"/></svg>",
	"mask_w": 264,
	"mask_h": 264
}]
</instances>
